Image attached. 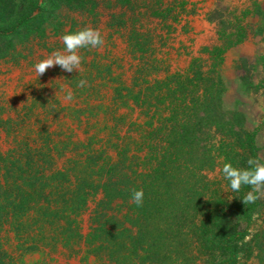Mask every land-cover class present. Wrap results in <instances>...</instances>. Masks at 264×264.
I'll return each instance as SVG.
<instances>
[{"label": "rangeland", "instance_id": "obj_1", "mask_svg": "<svg viewBox=\"0 0 264 264\" xmlns=\"http://www.w3.org/2000/svg\"><path fill=\"white\" fill-rule=\"evenodd\" d=\"M42 5L45 19L31 34L12 40L6 51L0 42V264H110L111 248L112 253L136 248L132 238L139 226L129 219L128 189L138 172L148 171L146 132L164 124L171 112V78L185 76L193 61L205 72L216 49L222 58L216 67L224 86L222 109L241 111L246 127L258 129L255 143L264 161L259 86L264 0H46ZM32 6L27 0H0V24ZM205 17L213 28L203 25ZM86 26L99 29L105 43L79 51L82 70L68 73L54 66L38 76L35 63L63 50L60 36ZM81 79L87 81L83 88L77 87ZM67 90L74 95L70 102L64 99ZM202 129L197 156L206 162L210 133L206 125ZM159 142L162 149L167 138ZM218 169L202 171L209 182L204 198L227 212L235 197L243 205L247 192H233ZM43 173L48 186L38 190ZM175 196L184 215L185 207L177 205L182 195ZM23 197L31 206L25 215ZM259 202L245 240L252 242L259 233L262 245L264 198ZM66 209L69 217L56 219L54 213L66 215ZM46 213L57 221L49 224L51 217L45 216L39 221ZM228 219L234 230L246 224L239 214ZM257 254L254 247L246 264H264ZM127 264L141 263L133 258Z\"/></svg>", "mask_w": 264, "mask_h": 264}, {"label": "trees", "instance_id": "obj_2", "mask_svg": "<svg viewBox=\"0 0 264 264\" xmlns=\"http://www.w3.org/2000/svg\"><path fill=\"white\" fill-rule=\"evenodd\" d=\"M27 1L33 3L32 8L12 22L0 24V42L6 44L2 51L8 49L12 40L26 38L44 21L45 14L41 10L45 8L42 3L46 0ZM81 6L78 8L83 9ZM241 39L239 36L236 41ZM211 60L205 72L197 61H193L185 76L179 74L171 78L175 84L167 94L172 103L171 112L162 119L164 124L153 126L146 132L148 171L138 172L128 189L129 195L133 189H143L144 192L142 206L131 203L129 212L131 223L139 226V235L132 238L137 246L122 253H112L111 248L110 264H127L133 258L140 260L141 264H195L197 261L201 264H246L253 256L254 247L258 251L257 258L264 262V243H259L260 234H255L252 242L245 240L249 235L251 215L261 205L259 199L245 206L237 204L235 197V202L228 205L227 213L223 207L209 206L204 198L209 185L202 173L204 169L222 168L225 162L247 168L249 158L264 163L255 143L258 129L246 127L241 111L222 109L224 86L216 68L222 63L221 51L216 49ZM259 86L264 89V83ZM203 111L206 115H199ZM204 125L207 134L210 133L206 162L197 156L202 148L197 139ZM159 137L167 138L162 149ZM215 137L217 139L212 142ZM35 170L38 173L42 171L39 168ZM46 178L44 173L38 176V190L48 186ZM250 190L242 186L239 192ZM175 195H182L183 203L177 205L185 207L181 210L184 215L178 213L175 200L178 202L180 199ZM21 201L24 206L20 214L25 215L31 209L30 201L24 197ZM230 213L239 214L245 220V226L232 229L228 219ZM54 214L56 219L69 217V212L66 215ZM44 216L51 217L49 224L57 221L47 213L41 214L38 220L44 222Z\"/></svg>", "mask_w": 264, "mask_h": 264}, {"label": "clouds", "instance_id": "obj_3", "mask_svg": "<svg viewBox=\"0 0 264 264\" xmlns=\"http://www.w3.org/2000/svg\"><path fill=\"white\" fill-rule=\"evenodd\" d=\"M63 43V50L53 51L46 58L38 61L34 65V71L38 76H42L49 68L59 66L63 71L72 73L80 72L82 57L79 54L81 49H102L104 38L99 29L84 27L75 32L65 33L60 36ZM87 84L86 80H79L77 87L83 88ZM65 101H72L74 95L70 90L66 91ZM247 168L234 167L232 163L225 162L221 169L225 180L229 182L233 192H239L242 186H247L251 190L241 199L243 204H254L258 199L264 198V163L258 159L249 158ZM212 178L211 176L209 177ZM143 189H133L130 193L131 202L137 207L143 204Z\"/></svg>", "mask_w": 264, "mask_h": 264}, {"label": "crops", "instance_id": "obj_4", "mask_svg": "<svg viewBox=\"0 0 264 264\" xmlns=\"http://www.w3.org/2000/svg\"><path fill=\"white\" fill-rule=\"evenodd\" d=\"M233 1L238 2V1H243V0H233ZM248 12L250 13V11H248ZM261 14H262V16H264V13L263 12ZM203 25L204 26H210V27L213 28V26H215V23L208 21L207 17H205V19L203 20Z\"/></svg>", "mask_w": 264, "mask_h": 264}]
</instances>
